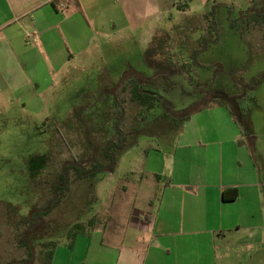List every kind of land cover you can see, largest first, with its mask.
Masks as SVG:
<instances>
[{"label":"crops","instance_id":"crops-1","mask_svg":"<svg viewBox=\"0 0 264 264\" xmlns=\"http://www.w3.org/2000/svg\"><path fill=\"white\" fill-rule=\"evenodd\" d=\"M180 1L0 0V103L41 113L52 72L83 55L94 38L133 27L152 32L165 7H191L198 0ZM200 1L209 9L197 18L208 20L211 9L237 3ZM252 15L249 8L241 11L243 19ZM261 77L244 83L255 87L249 97L254 104L242 101L244 92H220L227 102L214 99L193 114L170 152L151 148L142 169L131 171L140 175L141 189L155 192V209L138 210L124 225H107V240L103 227L95 228L94 239L78 236L72 252L58 249L52 264H88L92 251L93 264H264V96H256ZM228 101L237 110L240 104L248 108L245 128ZM224 193L238 197L226 200Z\"/></svg>","mask_w":264,"mask_h":264},{"label":"rangeland","instance_id":"rangeland-1","mask_svg":"<svg viewBox=\"0 0 264 264\" xmlns=\"http://www.w3.org/2000/svg\"><path fill=\"white\" fill-rule=\"evenodd\" d=\"M235 2L236 5L218 8V33L211 29L213 21L203 16L197 18L209 9L207 3L198 0L191 7L169 10L165 7L160 20L151 23L156 28L152 32L148 28L133 31V27L109 38L97 36L83 55L62 70L52 72L49 85L42 92L46 109L41 113L25 112L19 106L8 109L0 103V264L22 257L28 211L51 196L49 186L63 165L77 155L83 165L89 166L111 138V124H102L107 102L95 103L102 85L105 87L102 94H107L114 87L111 83H117L128 70H133L146 77V88L160 92L177 111L198 102L203 90L210 89L209 82L217 100L227 101L220 92L231 95L244 92L242 101L253 103L249 97H254L255 87L245 88L244 83L264 75V21L255 13L264 11V0ZM185 3L182 1L181 5ZM248 8L253 15L243 19L241 11ZM216 36L217 42H208L206 49L192 58L199 41L215 40ZM259 87L256 96H264V79ZM228 102L235 110L234 103ZM92 103L95 105L91 106ZM136 111L135 104H127L128 126L123 128L132 131L131 135L137 134V130H131ZM152 114L156 118L161 110ZM155 124L148 125L147 131L138 132L137 143L119 156L114 171L99 174L94 180L72 181L66 197L46 217V228L33 236L36 256L31 264H43V242L56 241V252L59 249L60 253H71L75 243L70 247L67 233L77 222L88 225L93 219V228L103 227L107 240L108 226H121L138 210L150 212L156 208L155 192L141 189L137 183L140 175L130 176L131 171L142 169L149 148L170 152L184 126L173 129L167 119L155 120ZM163 125L164 132H170L168 138L161 128ZM160 128L164 135H154ZM74 131L85 134L77 136ZM109 131V135H104ZM84 139L94 147L99 146L98 151L87 150ZM144 182L150 185L149 179ZM94 231L88 235L90 238L97 237ZM80 253L74 254V258H79ZM90 254L88 264H93Z\"/></svg>","mask_w":264,"mask_h":264},{"label":"trees","instance_id":"trees-1","mask_svg":"<svg viewBox=\"0 0 264 264\" xmlns=\"http://www.w3.org/2000/svg\"><path fill=\"white\" fill-rule=\"evenodd\" d=\"M217 9L218 7L211 9L209 21H213L211 29H213L215 32L217 31L218 33L219 29L216 20ZM256 14L260 15V18L264 21V15L262 13ZM263 21L260 20V22ZM232 26L233 28L236 27L235 21H232ZM218 39L219 38L216 36L215 40L205 38V40L201 42L199 41L198 48H195L191 54L192 58H196L197 54L203 52L206 49L208 42H217ZM145 79L146 77L141 75L139 72L128 70L121 77V79L113 85V89L110 90V92H107V94H102V88L105 87L103 85L101 86V89L99 90V92H97L98 100L95 103H97L98 101L103 103L104 101L107 102V110L104 111L102 115V124H111L113 128L111 138L106 140L104 146L101 147V154L98 153V155L94 156L89 166L83 165L77 155H74V160L66 162L63 165L61 170L57 173L56 179L53 180L49 186L51 196L43 204L34 206L26 216L27 232L25 233L23 242L21 243V247L24 250L22 257L20 259H13L8 264H31L30 262L34 261L36 254L33 236L38 233L40 229L46 228L44 226L47 222L46 217L49 216L51 212L66 197L67 193L71 190L72 181L94 180L99 174L114 171L115 167L118 164L119 156L127 148L137 143L138 132H141V130L147 131L148 125H152L153 123V126H155V120L158 121L161 119H167V121H169L170 124L173 125V129H182L185 122L188 121L193 114L208 107L217 96L214 92V89H212L213 86H211V83L209 82L207 86H209L210 89L203 90L202 96L198 102H196L186 110L177 111L174 109L171 101L166 99L160 92L154 89L146 88ZM99 94L102 95H100L99 97ZM224 98H226V96ZM95 103H92L91 106L95 105ZM128 103L135 104L136 110H138V112L136 111L137 113L135 115V121H133L134 126L131 125V130H137L136 135H131L132 131L130 133L125 131L123 128L124 126H128L127 122H125L126 108ZM157 109L161 110V114L155 118V114H152V112ZM237 111V122L240 124V126L242 125V127L245 128L246 124L248 123V108L240 104ZM142 123L145 125L144 127L142 126ZM161 128L163 130L165 126L163 125V127ZM161 128L159 129L160 132H157L154 135H164L165 132L163 130L164 133H161ZM74 132H78L77 136H82L85 134L82 131ZM169 133L170 132L165 133L167 138L169 136ZM109 134L110 131L104 133V135ZM63 138L66 142V136L63 135ZM82 141L84 142L87 150L90 149L91 151H98L99 146L94 147L93 143L87 141L86 139ZM150 149L151 148L146 151V155H148ZM237 197V193H235L232 197H227V193H224V198L226 200H235ZM93 223L94 220L91 219L88 224L92 227L91 229H88V225L83 222H77L72 226V228L69 229L67 237L71 242L70 247H73L78 236L90 235V232L92 230H95V228H93ZM57 247L58 242L56 241H47L41 243L43 264H52Z\"/></svg>","mask_w":264,"mask_h":264},{"label":"flooded vegetation","instance_id":"flooded-vegetation-1","mask_svg":"<svg viewBox=\"0 0 264 264\" xmlns=\"http://www.w3.org/2000/svg\"><path fill=\"white\" fill-rule=\"evenodd\" d=\"M76 133L78 134V132H76ZM29 212H30V211H28V214H29ZM28 214H27V215H28Z\"/></svg>","mask_w":264,"mask_h":264}]
</instances>
